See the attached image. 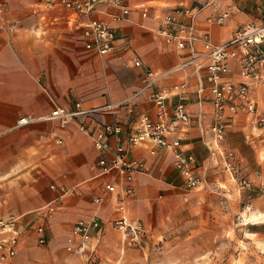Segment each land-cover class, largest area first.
I'll return each mask as SVG.
<instances>
[{"label":"crops","instance_id":"crops-1","mask_svg":"<svg viewBox=\"0 0 264 264\" xmlns=\"http://www.w3.org/2000/svg\"><path fill=\"white\" fill-rule=\"evenodd\" d=\"M193 4L201 5L194 19L195 30L208 33L215 43L230 39L246 22L264 24V0H124L123 7L99 0L89 15L64 5L47 6L46 0H0V25L4 27L0 32V219L15 216L22 228L15 254L30 239H37V223H44L47 241L55 243L63 238L68 244L73 223L93 213L106 226L101 236L93 235L89 249L98 239L97 251L105 246L128 249L122 231L110 227L112 220L126 216L150 226L153 215L161 210L168 213L166 208L174 205L175 196L185 195L172 152L160 146L150 155L145 144H140L131 146L130 151L146 158L151 170L136 175L135 194L121 200L120 190H116L99 203L93 200L110 175L93 167L99 153L90 135L78 128L79 121L89 120L95 129L117 119L129 129L139 112L154 114L149 94L162 85L188 80L183 95L191 120L177 121L170 137L178 136L185 150L194 154L204 186L215 184L221 172L228 180L226 185L237 192L257 191L258 184L264 182V128L242 111L230 117L222 144L234 150L239 170L233 177L223 156L206 144L212 137V104L208 89L199 91L193 66L181 65L190 47L179 49L156 33L165 13L183 19L177 9ZM223 11L227 16L216 20ZM116 13L122 17H115ZM90 15L107 20L113 27V51L100 54L85 45L81 25ZM10 23L14 24L12 29L8 28ZM194 47L201 50L202 43L194 41ZM135 57L143 64L135 65ZM144 65L167 72L143 89ZM230 66L227 76L240 78L238 60L231 59ZM251 93L259 110L264 111V84H252ZM50 96L65 107L73 106L74 101L85 106L125 102L114 113L102 110L63 123L58 118H45L54 107ZM177 99L175 94L168 97L169 108ZM22 116L36 119L19 124ZM242 177H248L253 188L241 190ZM52 183L70 190L61 192L52 188ZM261 196H257L260 206Z\"/></svg>","mask_w":264,"mask_h":264},{"label":"built area","instance_id":"built-area-1","mask_svg":"<svg viewBox=\"0 0 264 264\" xmlns=\"http://www.w3.org/2000/svg\"><path fill=\"white\" fill-rule=\"evenodd\" d=\"M99 0H46L47 6L64 5L78 13L89 15ZM108 3L123 7L124 0H105ZM201 5L193 4L182 6L177 9L185 18L180 19L171 13H165L161 17V26L156 33L162 35L167 43H174L179 49L190 47L189 54L181 62V65L193 66L200 86L199 91L207 88L210 93L212 104V116L210 130L211 140L206 142L212 152H218L224 158V166L234 175L238 172V165L234 160V150L226 149L222 141L225 138L229 119L233 114L244 112L246 116L254 119L257 125L264 128V111H260L256 99L251 93V85L264 84V24H256L253 21L246 22L237 29L233 36L225 42L215 43L211 41L208 33H199L195 30L194 19ZM228 12L223 11L216 20H223ZM122 17L121 14H114ZM10 23L8 28H13ZM84 43L88 48L96 50L100 54H106L115 48V31L107 20L89 16L81 25ZM194 41L202 43V49L194 47ZM231 59H237L239 64L240 78H230ZM134 64L142 65L139 57L134 58ZM145 75L143 89L151 87L156 81L164 76L167 70H155L144 65ZM201 70H204L201 74ZM188 85L184 79L172 85H162L160 88L150 92L149 98L154 107V114L146 111L139 112L133 125L124 129L121 122L114 119L101 123L97 128L92 127L89 120H81L78 128L92 138L93 144L99 155L93 163V167L99 169L98 173H107L109 180L104 187L95 195L93 200L97 203L111 192L120 190L121 200L132 197L135 194L133 185L134 178L139 173H149L151 165L146 158L134 156L130 147L145 144L150 155L157 152L158 147H166L173 154V165L182 177L184 189L199 188L204 183L203 174L198 170L196 158L192 152L186 151L178 136L170 137L171 131L175 129L177 121L187 123L191 120L188 103L183 95V90ZM177 95L178 99L169 108L168 97ZM54 107L45 118H58L63 123L74 119L78 115H90L92 113L108 110L112 113L122 104L119 102H107L99 105L85 106L81 101H74L73 106L65 107L56 102L50 96ZM201 105L202 97H199ZM131 109V108H130ZM36 119L34 116H22L18 123H26ZM125 140V141H124ZM61 142V138L57 139ZM241 188H253V183L248 177H242L239 182ZM59 188L61 192H67L69 187L64 185ZM264 194V182L256 188ZM112 225L119 228L128 226L134 231L135 223L121 216L112 221ZM105 223L100 217L93 213L87 218L77 219L71 228L72 240L69 248L75 253H83L90 248V241L94 236L104 233ZM38 241L46 243L44 223L36 224ZM22 232L16 222L15 216L0 219V258L5 259L16 252L19 235ZM94 235V236H93Z\"/></svg>","mask_w":264,"mask_h":264},{"label":"rangeland","instance_id":"rangeland-1","mask_svg":"<svg viewBox=\"0 0 264 264\" xmlns=\"http://www.w3.org/2000/svg\"><path fill=\"white\" fill-rule=\"evenodd\" d=\"M217 180L211 187L183 188L185 195L175 196L168 213L153 215L150 226L131 220L133 231L112 225V220L110 227L122 231L128 249L105 246L97 251L98 239L92 249L75 253L63 238L55 243L30 239L0 264H264V194L233 191L222 172Z\"/></svg>","mask_w":264,"mask_h":264}]
</instances>
